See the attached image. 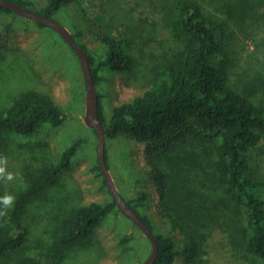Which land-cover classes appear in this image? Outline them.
<instances>
[{
	"label": "rangeland",
	"instance_id": "obj_1",
	"mask_svg": "<svg viewBox=\"0 0 264 264\" xmlns=\"http://www.w3.org/2000/svg\"><path fill=\"white\" fill-rule=\"evenodd\" d=\"M30 1L36 9L46 3ZM161 1L72 0L53 16L72 34L82 30L83 37L78 41H84L98 58L107 48L93 35L95 29L113 38L145 44V57L140 58L132 73L109 68L100 71L103 78L97 84V92L102 96L100 104L107 121L114 107L143 94L148 79L172 59L174 51L181 56L190 44L173 10ZM236 36L234 50L239 65L232 79L243 91H257L252 80L245 78V66L246 62H261L264 76V34H252L253 38L238 29ZM27 90L47 93L65 116L59 126L42 125L31 137L4 138L0 152L8 158L7 170L14 179L0 180V196L14 195L27 186L28 174L37 173L57 161L65 148L78 144L71 169L55 186L27 204L20 229L26 236L31 264H140L151 252L150 241L118 208L103 219L88 241L53 257L70 210L90 202H111L113 197L96 168V132L84 122L86 83L78 58L50 27H42L17 13L0 12V110L9 108L13 99ZM258 94L264 96V91ZM145 150L143 142L126 137L106 138L109 173L126 200L146 195L140 201L139 212L149 218L155 233L173 236L181 251L187 239L169 222L157 171L149 164ZM181 151L167 159L164 166L177 175L181 191L193 197L199 208L218 216L217 225L205 231L207 240L191 264H261L243 247V209L226 201L214 184L208 156L193 144H186ZM249 160L250 174L264 180V138L250 150ZM198 226L205 228L206 222L200 218ZM185 261L179 255L173 264Z\"/></svg>",
	"mask_w": 264,
	"mask_h": 264
},
{
	"label": "trees",
	"instance_id": "obj_2",
	"mask_svg": "<svg viewBox=\"0 0 264 264\" xmlns=\"http://www.w3.org/2000/svg\"><path fill=\"white\" fill-rule=\"evenodd\" d=\"M10 1L53 18L72 0H45L40 9L30 0ZM162 4L177 16L181 32L190 39L189 46L181 56L173 52L172 59L148 79L143 94L114 107L109 121L102 112V96L98 93L99 116L106 138L126 137L146 144L145 153L157 171V184L169 222L187 239V245L180 251L173 236L155 233L158 254L153 264H173L179 255L185 257L184 264H191L207 240L205 231L217 225L218 216L199 208L193 197L181 191L177 175L164 166L186 144L197 145L208 156L214 184L226 201L243 209L245 225L240 230L243 247L264 264V180L254 178L249 167L250 150L264 138V96L258 94L264 91V76L260 72L263 66L259 61L246 62L245 66V78L252 80L257 91H243L232 79L239 65L234 50L238 29L245 31L246 36L264 34V0H163ZM0 12L15 13L6 7H1ZM94 33L107 48L99 58L84 41H78L77 38L83 37L82 30L72 35L88 56L96 84L103 78L100 75L103 68L132 73L140 58L145 57V44L113 38L96 29ZM64 116L47 93L23 91L9 108L0 110V147L6 136L31 137L42 125L59 126ZM77 147L75 143L65 148L57 161L28 174L27 186L15 192L13 206L0 216V264L32 263L20 222L30 200L55 186L71 169ZM96 168L102 174L100 166ZM145 196L127 202L154 230L149 218L138 209ZM117 208L114 198L107 203L90 202L73 207L53 257L88 241L103 219ZM200 218L206 222L205 228L198 226Z\"/></svg>",
	"mask_w": 264,
	"mask_h": 264
},
{
	"label": "water",
	"instance_id": "obj_3",
	"mask_svg": "<svg viewBox=\"0 0 264 264\" xmlns=\"http://www.w3.org/2000/svg\"><path fill=\"white\" fill-rule=\"evenodd\" d=\"M6 7L13 10L15 13L43 24L59 33L63 40L75 51L81 70L84 75L86 83V94H85V124L94 129L97 135V158L98 164L101 168L102 175L104 177L106 186L110 191L112 197L116 200L119 210L127 216L131 221L140 229V231L150 240L151 252L149 256L143 260L140 264H153L158 254V243L155 239V232L149 227V225L141 218L140 214L127 202V200L119 193L107 166L106 152H105V141L106 134L103 123L99 116V100L97 92V84L93 78L90 62L84 49L79 46L74 39L71 31L55 20L39 14L35 10L28 7H24L16 2L10 0H0V8Z\"/></svg>",
	"mask_w": 264,
	"mask_h": 264
},
{
	"label": "clouds",
	"instance_id": "obj_4",
	"mask_svg": "<svg viewBox=\"0 0 264 264\" xmlns=\"http://www.w3.org/2000/svg\"><path fill=\"white\" fill-rule=\"evenodd\" d=\"M8 158L6 156H0V180L11 181L14 179V174L7 170ZM15 202V196L11 194H5L0 196V205L3 206L0 209V216L5 215L6 211L13 206Z\"/></svg>",
	"mask_w": 264,
	"mask_h": 264
}]
</instances>
